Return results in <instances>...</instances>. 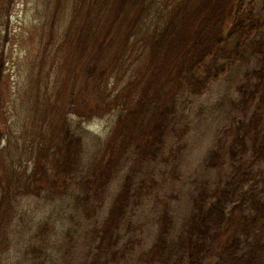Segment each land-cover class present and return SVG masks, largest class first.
<instances>
[{
  "label": "trees",
  "instance_id": "1",
  "mask_svg": "<svg viewBox=\"0 0 264 264\" xmlns=\"http://www.w3.org/2000/svg\"><path fill=\"white\" fill-rule=\"evenodd\" d=\"M255 2L170 0L161 5L146 27L142 25L143 17L151 11L149 0H110L98 10L88 9L68 53L69 61L65 62L68 72L72 66L73 83L55 136L36 142L28 158L32 166L29 173H18L21 163L10 158L7 174L0 181V250L9 246L8 234L9 230L12 234L16 213L12 205L19 193L42 197L47 187L60 196L71 193L76 214L89 221L99 213L104 192L115 174L130 165L104 219L92 230V259L83 264L119 263L131 250L128 244L120 250V226L147 191L143 179L134 185V166L161 161L167 133L180 139L185 132V127L181 130L176 126L181 94H201L211 81L226 72L231 60L243 59L249 53L260 56L259 66L246 74L236 88V104L240 113L251 104H255V110L249 116L241 113L242 119L225 127L218 136L205 159L206 166L215 170L216 178L193 196L180 230L176 231L168 209L158 215L155 240L143 259L146 264H176L184 260L188 264H264V168H259L264 163V0L260 3V16L255 13ZM4 3L8 11L12 0ZM91 3L96 7L95 0ZM125 6L131 10L132 31L122 38V53L131 49L130 41L137 42L146 58L133 71L127 86L108 101L101 98V87L95 84L108 72L107 63L98 70L96 63L88 67L79 86L76 78L83 54L88 56L96 45L105 43L111 23L117 21L118 11ZM114 11V20L103 31L108 15ZM74 22L73 16L71 23ZM69 32L70 29L64 35L65 41ZM3 71L0 58V86ZM97 76L100 80L95 79ZM112 104L117 109L114 123L86 164L83 138L66 116L73 114L80 122H88L104 117ZM47 172L52 174V181L47 179ZM56 184L61 191L54 188ZM49 229L45 220L35 233L41 237ZM24 250L26 256L30 255L31 264H36L33 253L46 255L40 244Z\"/></svg>",
  "mask_w": 264,
  "mask_h": 264
},
{
  "label": "rangeland",
  "instance_id": "2",
  "mask_svg": "<svg viewBox=\"0 0 264 264\" xmlns=\"http://www.w3.org/2000/svg\"><path fill=\"white\" fill-rule=\"evenodd\" d=\"M95 1L96 7L89 4L90 0H12L6 11L4 0H0V58L4 64L0 86V181L7 174L10 158L21 163V168L16 169L18 173H29L31 163L28 158L36 142L55 136L61 113L67 109L68 93L73 83L72 66L68 72L65 62L69 61L68 53L77 40L83 15L88 9L98 10L110 0ZM149 1L152 2L149 5L151 11L143 17V27L149 26L156 11L170 0ZM261 1L256 0L253 4L257 16L262 14ZM118 12L117 21L114 20L115 11L108 15L109 21L103 31L112 20L115 23H111L112 29L103 46L96 45L88 56L83 54V64L76 78L79 86L88 67L96 63L98 70L107 63L109 69L101 79L103 81L97 76L95 79L100 83L95 84L101 87V98L108 101L127 86L133 71L144 58L137 42L130 41L131 49L122 53L121 43L125 41L122 38L132 31L129 30L131 10L125 6ZM73 16L75 22L71 23ZM69 29L65 41L64 35ZM137 58L140 59L132 62ZM259 58L246 53L243 59H233L226 72L211 81L201 94L185 92L178 97L176 126L186 130L180 139L167 133L161 161L134 166V185L143 179L147 191L120 226V250L125 249V244L131 250L116 264H146L143 255L155 240L158 215L168 209L173 215L175 229L179 231L190 212L193 196L205 183L212 184L216 172L206 166L205 159L225 127L255 110V104H251L241 112L244 114L238 111L236 88L246 74L258 68ZM221 61L225 63V60ZM109 109L104 117L88 122H80L73 114L66 116L83 138L86 164L114 123L117 109L113 104ZM129 167L126 165L115 174L104 192L99 213L89 221L76 214L71 193L60 196L48 187L42 197L19 193L12 205L16 213L11 225L12 234L10 230L8 234L9 246L0 250V264L33 263L28 258L30 255L24 254V249L39 244L43 245L46 255L40 257L41 254L33 253L36 264H83L90 261L94 244L92 230L104 219ZM259 168L263 169L264 163ZM47 179L52 181L50 172H47ZM58 186L56 184L54 188L61 191ZM45 220L50 227L49 233L40 237L35 231ZM35 235L37 237L33 238ZM175 263L188 264L185 260L184 263Z\"/></svg>",
  "mask_w": 264,
  "mask_h": 264
}]
</instances>
